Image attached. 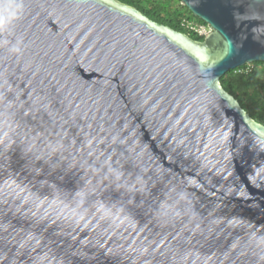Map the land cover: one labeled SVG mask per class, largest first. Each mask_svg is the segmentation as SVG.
<instances>
[{
    "label": "water",
    "instance_id": "water-1",
    "mask_svg": "<svg viewBox=\"0 0 264 264\" xmlns=\"http://www.w3.org/2000/svg\"><path fill=\"white\" fill-rule=\"evenodd\" d=\"M0 0V264H264V126L220 86L264 0Z\"/></svg>",
    "mask_w": 264,
    "mask_h": 264
},
{
    "label": "trees",
    "instance_id": "trees-1",
    "mask_svg": "<svg viewBox=\"0 0 264 264\" xmlns=\"http://www.w3.org/2000/svg\"><path fill=\"white\" fill-rule=\"evenodd\" d=\"M117 1L135 8L157 24L183 33L196 42L203 41L204 37L197 36L180 25L183 19L197 23L203 22L194 17L179 0ZM219 83L252 120L264 126V62H253L229 70L220 77Z\"/></svg>",
    "mask_w": 264,
    "mask_h": 264
},
{
    "label": "built area",
    "instance_id": "built-area-1",
    "mask_svg": "<svg viewBox=\"0 0 264 264\" xmlns=\"http://www.w3.org/2000/svg\"><path fill=\"white\" fill-rule=\"evenodd\" d=\"M180 25L184 29L200 37H205L210 32L209 26H207L205 23H197L183 19Z\"/></svg>",
    "mask_w": 264,
    "mask_h": 264
},
{
    "label": "rangeland",
    "instance_id": "rangeland-1",
    "mask_svg": "<svg viewBox=\"0 0 264 264\" xmlns=\"http://www.w3.org/2000/svg\"><path fill=\"white\" fill-rule=\"evenodd\" d=\"M246 65H249V64H246ZM246 65H245V66H246Z\"/></svg>",
    "mask_w": 264,
    "mask_h": 264
}]
</instances>
